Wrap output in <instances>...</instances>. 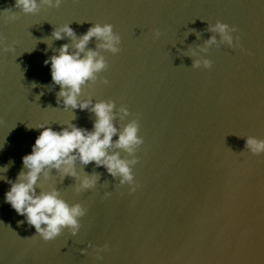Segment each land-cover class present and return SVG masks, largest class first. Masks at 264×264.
Returning a JSON list of instances; mask_svg holds the SVG:
<instances>
[{"label":"water","instance_id":"water-1","mask_svg":"<svg viewBox=\"0 0 264 264\" xmlns=\"http://www.w3.org/2000/svg\"><path fill=\"white\" fill-rule=\"evenodd\" d=\"M5 9L17 13L0 18V166L14 161L8 179L31 152L36 126L91 129L96 119L91 106L57 103L60 86L44 64L72 45L52 36L65 23L77 37L96 23L120 35L115 54L89 41L107 68L81 99L114 101V125L123 131L138 120L144 142L132 153L114 149L138 159L134 192L94 162H76L79 177L97 175L90 189L54 169L41 177L44 190L86 209L76 235L65 228L46 241L19 223L24 217L5 201L10 184L0 180V264H264V153L246 148L248 136L264 139V0H63L28 14L0 0ZM217 20L236 27L234 46L209 30ZM204 58L210 68L194 67Z\"/></svg>","mask_w":264,"mask_h":264},{"label":"clouds","instance_id":"clouds-1","mask_svg":"<svg viewBox=\"0 0 264 264\" xmlns=\"http://www.w3.org/2000/svg\"><path fill=\"white\" fill-rule=\"evenodd\" d=\"M62 3L63 0H15V7L28 14L37 13L43 6L58 8ZM0 18L15 20L17 13L11 9L0 10ZM209 30L219 33L229 45L234 46V40L239 41L238 36H233L237 31L236 27L220 20L211 25ZM156 35H159V31ZM52 36L57 40L67 36L73 41L72 45H62L57 54L44 61L45 65L50 64L53 84L60 86L57 103H62L64 109L84 110L91 106V111L96 117L93 127L88 129L69 123L66 127L56 130L44 124L38 125L36 128L42 131L36 137L31 152L22 157L23 167L16 179L13 181L4 175L14 161L0 166V180L10 184L5 193V201L17 214L24 217L19 223L26 221L28 225L34 226L36 233L46 241L55 239L65 228L76 235L81 227L80 218L86 214V209L79 203L70 204L61 197L58 189L44 190L40 184L41 177L47 179L54 169L62 177L80 178V188L90 189L95 186L97 175L79 177L76 162L78 160L83 165L94 162L95 167L103 166L111 176L120 178V185L127 184L130 186L129 191L134 192L138 184L132 166L138 159L125 160L114 149L132 153L144 142L143 137L138 134V120L129 122L123 131H119L114 125V101L102 100L93 103L91 99H81L83 87L91 81H96L97 74L107 68L104 57L96 50L87 48L89 41L95 37L102 41L98 45L99 48L114 54L120 51L121 37L114 32L113 25L96 23L77 37L70 24L65 23L57 26ZM213 43H216L215 36L210 37L207 45ZM0 44H3V37H0ZM12 47L8 45L6 50H11ZM201 65L210 68L212 61L208 58L195 60L194 67ZM104 83L107 84L108 80L105 79ZM37 98L39 99V96ZM120 111L124 115L128 114L126 107H121ZM114 136L117 137L115 141ZM2 147L0 146V149ZM246 148L253 154L264 153V139L248 136ZM81 251L85 252L86 249Z\"/></svg>","mask_w":264,"mask_h":264}]
</instances>
